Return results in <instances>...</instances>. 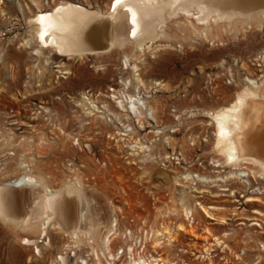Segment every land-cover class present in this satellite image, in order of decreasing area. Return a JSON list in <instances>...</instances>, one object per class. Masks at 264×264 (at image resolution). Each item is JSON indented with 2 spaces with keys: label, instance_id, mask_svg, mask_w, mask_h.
I'll list each match as a JSON object with an SVG mask.
<instances>
[{
  "label": "rangeland",
  "instance_id": "rangeland-1",
  "mask_svg": "<svg viewBox=\"0 0 264 264\" xmlns=\"http://www.w3.org/2000/svg\"><path fill=\"white\" fill-rule=\"evenodd\" d=\"M67 1L103 12L112 2L0 0V184L28 173L55 191L77 184L85 199L94 201V220L87 219L99 242L105 238L103 224L118 219L121 230L140 236L141 226H151L155 234L164 225L175 228L184 209H199L195 205L201 202L216 208L210 211L216 220L199 210V237L181 235L173 246L163 237L162 248H150L153 255L178 264H211L204 251L208 228L217 237L228 233L224 251L212 247V264H264V180L245 178L250 183L245 187L240 179L201 184L182 177L229 175V166L218 167L224 156L216 148L212 114L230 106L249 87L247 79L264 95V19L214 17L200 25L193 10V18L183 13L169 18L160 31L166 34L141 50L128 43L82 58L47 49L35 55L31 19ZM121 92L144 101L146 112L138 118L121 111L116 100ZM89 101L99 110L90 113ZM21 162L29 167L20 168ZM179 180L204 197L181 200ZM196 186L209 192H195ZM42 192L28 187L22 201L30 205ZM250 198L258 201L247 202ZM40 232L0 219V264H53L67 238L51 227L50 246ZM25 238L39 240L42 253L23 243ZM129 243L120 234L114 250Z\"/></svg>",
  "mask_w": 264,
  "mask_h": 264
},
{
  "label": "bare ground",
  "instance_id": "bare-ground-1",
  "mask_svg": "<svg viewBox=\"0 0 264 264\" xmlns=\"http://www.w3.org/2000/svg\"><path fill=\"white\" fill-rule=\"evenodd\" d=\"M193 10L197 11L195 19L200 25H206L214 17L218 21L232 20L237 17L263 20L264 0H120V3L112 0L110 9L105 12L92 10L67 1L56 5L50 10H39L31 19V23L35 25V38L38 44L37 48H34V54L40 55L43 49H47L55 51L61 57L72 58V56H78L82 58L89 55L108 54L116 48L126 46L128 43H135L136 47L141 50L147 41H154L159 36L166 34V32L160 34V31H162L164 23L169 18L179 15V13L193 18L195 16ZM133 13H135V17H133ZM133 31H135V35H133ZM137 81L139 82L138 79ZM247 83L249 87L240 92L230 106L212 114L216 127V148L224 156L223 160H219L218 167L229 166L231 168L229 175L213 179L188 174L182 176L183 179H187L189 182L192 181V183L197 181L201 184L240 179L246 183L245 187L250 184L247 181L248 179L264 180V95L260 94L259 85L254 80L247 79ZM120 94L117 98L116 96H112V98L118 100V107L121 111L128 112L130 116L134 115L138 118L146 112L148 106L146 107L144 101L140 98L122 92ZM89 104L92 110L90 113L94 111V108L97 111L99 110L93 101H89ZM157 133L159 132L157 131ZM140 148L143 149L144 145H141ZM19 167L25 169L29 165L21 162ZM16 169H18L17 166ZM196 178L198 179L196 180ZM43 181L37 180L28 173L15 180L1 183L0 219L4 223L23 231L39 228L41 231L39 239L46 238L51 227H55L65 234H71L80 242V227L87 219V214L91 212L90 202L85 199L82 189L77 184L67 185L55 191L47 187L44 184L45 181ZM177 183L183 187L180 192V194L182 193L181 200L204 197L203 195H194L192 191L186 189L188 188L187 185L180 183V180ZM28 187H42L43 189L42 193L34 196L30 205L26 200L22 201L23 196L21 197L22 191ZM193 189L198 193L209 192L205 189L198 191L197 186ZM236 191H232L231 194ZM222 195L217 194L216 196ZM257 201L258 199L250 198L247 202ZM195 206L200 207L199 209L197 207L184 209V219L175 228L164 225L163 229L156 230L155 234H153V231L146 232L142 243L158 249V247L162 248V239L166 237L169 245L172 246L181 235L199 237L200 235L196 233V216L200 213L199 210L203 211L207 217L216 220L210 212L216 208L205 206L201 202H196ZM255 212L260 213L259 211ZM179 214L178 211L177 215ZM89 220L91 240L97 249L96 257L99 260L104 258L107 263L114 264L109 260L111 251L107 254L106 250H111L110 244L116 238V233L113 235L110 232L106 235L104 233L103 237L105 238L99 242L94 238L95 225L92 224V218L89 217ZM222 223H226V221L223 219ZM205 232L207 235L204 237L206 241L204 251L212 264L214 262L210 257L212 247L220 246L224 251L228 247L227 241H225V236L228 233H225L222 238L212 234L208 228L205 229ZM38 242L39 240L23 239V243L33 246L37 253H42L37 245ZM45 243L46 245H52L50 237H47ZM105 244L106 246H104ZM208 244L210 247H207ZM75 246L74 259H77L83 253L78 249L80 247L79 243ZM134 247V243H131L130 252L138 251ZM99 250H102V254L99 253ZM152 250L154 251V249ZM152 250L148 252L152 253ZM204 251L200 255L203 261L206 258ZM143 255L138 256V259H134L128 264H146L148 261H152V264H178L168 256L163 257L162 254L159 257L152 254V256H149V260L144 259ZM113 258L116 259L117 257L114 256ZM71 259L64 250L57 261L60 264H71L74 260ZM78 260L79 258L73 264H80ZM84 264L89 263L84 262ZM122 264H127V262Z\"/></svg>",
  "mask_w": 264,
  "mask_h": 264
},
{
  "label": "built area",
  "instance_id": "built-area-1",
  "mask_svg": "<svg viewBox=\"0 0 264 264\" xmlns=\"http://www.w3.org/2000/svg\"><path fill=\"white\" fill-rule=\"evenodd\" d=\"M89 202H90L91 206L94 205V201H89ZM92 215H93L92 218L94 220V209L87 214V216H92ZM89 221H90L89 219H86L80 227L81 228V232L79 234L80 242H78V240L75 239L71 234H65L63 231H61L60 234H62V236L64 238H67V242L65 244L64 243L61 244V250L60 251L65 250V253H67L68 256H70L72 259H74L75 247H76L75 244L79 243L80 247L78 249H80L81 252L83 253L82 256L78 257L79 258L78 261L80 264H84V262H87L89 264H94V263L95 264H109L105 261L104 258H103V260H99L95 255V253L97 252V249L95 248L94 242L91 240ZM144 224H146V223H144ZM105 226L106 225H104V224L102 226L103 228H105L103 230L105 235L109 232L111 235L116 233L115 234L116 238L113 239L112 243L110 244L111 250H108V249L106 250L107 254H109L111 251V257H109V260L114 262V264H122L123 262H127V264H128L131 261H133L134 259H138V256L143 255V254H144L143 255L144 259H146V260H149V256H152V253L148 252V251H150V248H151L150 245H146L145 243H142V240H144V234H146V232H152L151 226H148V229L141 226L140 229H138L136 231L140 236H137L136 233L130 229L121 230L120 229V221L118 219H116L114 221V223L108 224L106 227ZM111 227L113 228L112 230H111ZM143 229H145V230H143ZM120 234H123V237L130 241L129 244L134 243V245H135L134 248H137L138 251H131L130 252V245L127 249L125 246H119L116 248V250H114L115 244L113 246H112V244L116 243L117 239L120 237ZM137 241H138V243H137ZM104 246H106V244ZM99 253L102 254V250H99ZM114 256H116L117 258L114 259L113 258ZM60 257H61V253H59L57 255L58 260L60 259ZM57 258H56V260H57ZM122 258H123V260H121ZM77 259H74L71 264L75 263L77 261ZM56 260L53 262V264H58ZM152 263H153L152 261H148V263H146V264H152Z\"/></svg>",
  "mask_w": 264,
  "mask_h": 264
},
{
  "label": "snow or ice",
  "instance_id": "snow-or-ice-1",
  "mask_svg": "<svg viewBox=\"0 0 264 264\" xmlns=\"http://www.w3.org/2000/svg\"><path fill=\"white\" fill-rule=\"evenodd\" d=\"M116 3H120V0H116ZM115 7V5H113ZM133 17H135V13H133ZM133 35H135V31H133Z\"/></svg>",
  "mask_w": 264,
  "mask_h": 264
}]
</instances>
